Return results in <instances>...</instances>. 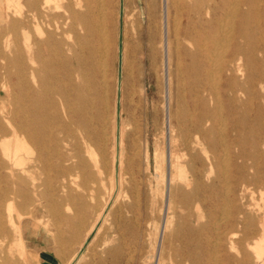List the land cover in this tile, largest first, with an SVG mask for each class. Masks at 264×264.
I'll return each mask as SVG.
<instances>
[{
	"label": "bare ground",
	"instance_id": "1",
	"mask_svg": "<svg viewBox=\"0 0 264 264\" xmlns=\"http://www.w3.org/2000/svg\"><path fill=\"white\" fill-rule=\"evenodd\" d=\"M61 1L0 0V264H23L14 252L26 254L24 222L40 190L35 181L54 166L52 153L57 151L63 188H68L83 166L78 161L83 147H107L106 0H67L64 6ZM146 8L140 67L149 62V70L157 69L160 43L168 96L176 92L183 100L186 86H193L194 105L185 118L181 149L171 150L168 180L164 165L157 166L168 193L156 264H264V199L255 209L244 202L248 192L264 187V0H165L162 37L156 1L149 0ZM78 24L84 37L77 34ZM53 82L60 83V101L51 93ZM85 91H93L95 99H84ZM223 103L230 113L242 111L232 115L228 136L221 131ZM120 132L112 192L121 188L123 176L136 182L138 173L139 144L130 138L126 145L124 138L141 131ZM231 148L233 155L222 154ZM149 150L147 142L148 164ZM225 244L230 251H224Z\"/></svg>",
	"mask_w": 264,
	"mask_h": 264
},
{
	"label": "rangeland",
	"instance_id": "2",
	"mask_svg": "<svg viewBox=\"0 0 264 264\" xmlns=\"http://www.w3.org/2000/svg\"><path fill=\"white\" fill-rule=\"evenodd\" d=\"M148 1H105L108 13V61L105 67V82L108 84L106 88L108 102L106 151L99 150L95 146L92 149L83 147L78 153V161L83 166L75 171L73 184L68 185V188H63L65 181L60 175L57 151L52 153L54 166L35 181L40 190L33 196V203L29 206L30 219L24 222L26 254L22 257L16 249L14 252L16 258L23 264H71L79 253L80 257L76 264L157 263L158 243L163 232V220L167 216L168 193V181L166 185V182L159 177L161 174L157 166L164 165L168 180L171 150L181 149L185 118L194 110V105L191 98L193 86L192 88L186 86L183 100L176 97V92L171 98L168 96L167 75L164 72L166 68H164L160 43L157 44L160 49L157 69L149 70V62L142 69L140 67L138 61L140 42L143 40L146 45L147 40H145L146 37H141V27L146 30L148 26L146 8ZM155 1L157 3L155 22L162 37V7L164 6L165 12V0ZM67 2L63 0L60 5L64 6ZM4 5L5 1L2 6ZM55 6L53 4L51 10L53 14L58 13ZM82 9H84L83 6L77 8L80 17L78 23L82 20V13L85 10ZM63 18L65 21L64 14ZM76 30L77 34L84 37L85 32L80 24L77 25ZM19 38L20 43L23 44L22 36ZM81 43L82 46L85 45L84 39ZM120 49L122 53L119 52ZM88 75H91L90 71ZM52 84L55 88L51 91L53 98L60 101V83ZM90 85L93 84L90 83ZM95 96L93 91L84 93V99H95ZM2 97L7 99L5 93ZM5 104L8 107L11 106L8 101H5ZM223 104L224 127L221 125V131L224 136H228L231 134L232 115L235 117L234 114H240L242 111L230 113L225 103ZM146 109L149 118L146 116ZM91 112L95 116L96 108H92ZM173 114H176V118L178 116L175 121ZM146 122L148 131H145ZM121 128L132 133L136 128L141 131V134L137 132L135 136L124 138L126 145L130 138L139 144L137 160L139 165L136 167L138 173L135 177L136 182H132L129 176H123L121 188L112 192L111 175L119 164L117 154ZM147 142L150 148L149 164L145 160ZM128 152L129 149H126L124 156L128 155ZM223 152L222 154L228 157L235 153V149H226ZM96 166L102 168V173H99ZM124 167L127 165L124 164ZM135 183L139 185L140 195L135 189ZM164 188L167 189L166 201ZM262 199H264V187L248 192L244 199L246 208L255 209V204L261 205ZM101 213H104L105 217L100 219ZM179 213L187 217L186 211L179 209ZM222 217L218 218L219 227L224 226ZM182 225L181 228L184 227ZM210 235L215 242V233L210 232ZM223 248L224 251H230L228 244H225ZM231 254L234 253L231 252Z\"/></svg>",
	"mask_w": 264,
	"mask_h": 264
},
{
	"label": "water",
	"instance_id": "3",
	"mask_svg": "<svg viewBox=\"0 0 264 264\" xmlns=\"http://www.w3.org/2000/svg\"><path fill=\"white\" fill-rule=\"evenodd\" d=\"M120 51H121V49H120Z\"/></svg>",
	"mask_w": 264,
	"mask_h": 264
}]
</instances>
